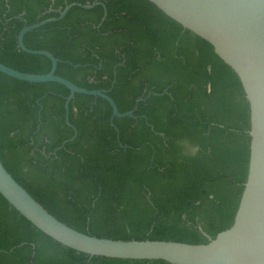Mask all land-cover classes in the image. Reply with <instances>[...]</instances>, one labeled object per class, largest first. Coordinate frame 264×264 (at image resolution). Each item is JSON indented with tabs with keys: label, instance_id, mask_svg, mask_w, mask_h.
Returning <instances> with one entry per match:
<instances>
[{
	"label": "trees",
	"instance_id": "obj_1",
	"mask_svg": "<svg viewBox=\"0 0 264 264\" xmlns=\"http://www.w3.org/2000/svg\"><path fill=\"white\" fill-rule=\"evenodd\" d=\"M72 1L95 0H0V61L48 71L51 60L19 48L17 33L24 20L56 16ZM99 1L71 5L23 40L51 51L57 74L110 88L119 111L143 96L136 116L113 117L118 140L108 101L75 92L68 119L77 133L58 147L74 132L65 119L68 87L0 71L1 160L49 212L81 231L207 242L232 223L246 179L250 110L241 81L208 40L152 1ZM0 264L172 263L75 250L0 193Z\"/></svg>",
	"mask_w": 264,
	"mask_h": 264
},
{
	"label": "water",
	"instance_id": "obj_2",
	"mask_svg": "<svg viewBox=\"0 0 264 264\" xmlns=\"http://www.w3.org/2000/svg\"><path fill=\"white\" fill-rule=\"evenodd\" d=\"M183 27L208 40L214 51L238 75L249 103V159L246 179L232 223L207 242L169 239H122L87 233L76 229L49 212L4 166L0 157V193L34 226L60 243L88 254L162 259L172 264H264V0H150ZM101 1H72L58 8V15L21 26L17 46L30 53L47 56L51 66L46 72L19 70L0 61V71L27 81H58L66 85L65 119L74 132L61 144L75 137L76 127L68 119V103L75 92L100 96L111 106V124L119 140L117 116H136L131 109L119 111L109 89L87 88L55 72L58 58L48 49L28 47L26 31L61 18L71 5L90 7ZM104 8V15H105ZM103 15V16H104ZM115 79H113L112 84ZM111 84V85H112ZM148 124L152 126L151 123ZM201 228V226L199 225Z\"/></svg>",
	"mask_w": 264,
	"mask_h": 264
},
{
	"label": "rangeland",
	"instance_id": "obj_3",
	"mask_svg": "<svg viewBox=\"0 0 264 264\" xmlns=\"http://www.w3.org/2000/svg\"><path fill=\"white\" fill-rule=\"evenodd\" d=\"M187 148H188V146H187ZM189 149H192L191 147H189Z\"/></svg>",
	"mask_w": 264,
	"mask_h": 264
}]
</instances>
